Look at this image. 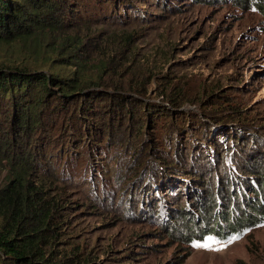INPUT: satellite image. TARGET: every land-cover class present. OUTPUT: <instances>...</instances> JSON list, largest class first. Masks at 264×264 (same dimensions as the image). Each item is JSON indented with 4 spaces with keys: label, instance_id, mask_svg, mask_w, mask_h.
<instances>
[{
    "label": "rangeland",
    "instance_id": "rangeland-1",
    "mask_svg": "<svg viewBox=\"0 0 264 264\" xmlns=\"http://www.w3.org/2000/svg\"><path fill=\"white\" fill-rule=\"evenodd\" d=\"M123 2L129 4L131 12L122 13L118 24L112 20L101 25L70 21L73 25L63 26L50 35L32 30L25 40L0 42V66H25L46 75L70 74L80 69L93 77L94 64L108 43L105 54L108 53L111 64L104 80L112 85L108 89L93 86L92 90L111 96L115 92L135 96L148 104V110H163L166 121L160 124L171 123L179 115L186 121L180 151L175 146L180 127L171 125L168 139L173 143L166 154L169 158H165V154L149 146L153 139L147 128L153 129L146 117L138 113L141 105L130 100L125 106H130L131 118L126 119V113L120 126L114 124L109 128L106 114H101L104 141L110 140L111 146L97 161L82 157L75 170L66 169L59 179L50 176L53 164L46 170L47 177L59 181L54 186L61 191V204L66 205L62 211L66 221L61 228L60 255L74 261L79 260L74 256L79 252L84 258L79 264H264V219L232 236L210 233L188 239L190 228L199 229L208 221L205 219L212 202L218 211L225 212L227 200L235 197L237 212H241L246 207L244 193L261 187L262 3ZM62 15L65 19L59 21L63 23L68 18L67 11ZM69 37L81 39L85 43L83 50L77 48L79 44L69 45L58 55L54 49L66 43L67 38L73 42ZM81 58L85 70L75 65L54 68ZM136 84L141 87L134 89ZM56 87L52 86L58 90ZM87 91L91 90L83 92ZM137 117L146 124L139 134L127 128L129 121L132 126L140 121ZM74 124H66L69 132ZM160 124L155 125L157 131L165 136L167 127L163 124L162 129ZM134 126L140 129L142 123ZM215 141L219 142L218 147L211 144ZM87 144L83 142L79 149L86 150ZM38 161L41 173L49 161ZM53 162L56 166L57 162ZM105 162L111 168L108 177L100 173ZM6 168L0 167V187L11 176ZM245 177L247 181L243 180ZM245 183L250 187H245Z\"/></svg>",
    "mask_w": 264,
    "mask_h": 264
},
{
    "label": "trees",
    "instance_id": "trees-1",
    "mask_svg": "<svg viewBox=\"0 0 264 264\" xmlns=\"http://www.w3.org/2000/svg\"><path fill=\"white\" fill-rule=\"evenodd\" d=\"M123 1L125 0H0V42L9 44L16 40H25L32 30L50 35L63 26L80 21L84 25H101L110 20L118 24L124 13L131 12V8L127 6L129 4ZM258 2L262 3L260 7L264 13V1ZM64 10L67 11L68 18L62 23L59 19H65L62 15ZM70 21L73 24H69ZM76 44H79L77 48L82 51L85 43L76 38H73V42L67 38L66 43L54 50L60 55L67 50V46L74 47ZM107 47L108 43L94 64L95 79L92 74L75 68L70 74L46 75L42 71L25 69V66H0V167L5 165L10 172L8 175H11L0 187V264L83 262L84 258L79 256V252L74 254L79 260L74 261L67 255H60L62 252L58 248L63 233L61 228L66 221L62 211L66 205L61 204V191L54 186L58 180L47 177L46 170L53 164L50 176L59 179V174L66 172V169L75 170V165L82 157L87 156L97 161L99 155L104 154V150L108 151L111 144L110 140L109 143L104 141L105 133L99 122L101 114H106L109 128L114 124L120 126L125 114L127 113L126 119H130L132 114L130 106L125 104L136 100L141 105L138 113L146 117L149 128L153 129L150 131L147 128L153 139L149 146L169 158L166 154L172 147L170 143H173L168 139L169 130L174 124L180 127L175 140V146L177 144L180 151L181 132L186 123L183 117L179 115L171 123L160 124L164 119L166 121L163 110L154 107L148 110V104L135 96L127 97L116 92L111 96L108 92L92 90L93 86L108 89L112 85L107 79L104 80V73H107L106 70L108 71L111 64L108 53L105 54ZM83 63L82 58L75 59L63 65H54V68L75 65L85 70L86 65ZM52 86H57L58 90H54ZM139 87L141 86L136 84L134 89ZM86 89L92 93L87 91L85 94L83 91ZM77 101H80V107H77ZM136 119L140 121L133 123V126L129 121L127 128L139 134L141 127H146V124L141 122L142 118ZM69 122L75 123L70 132L66 127ZM139 123H142L140 129H134V125ZM157 124L162 129L165 124V136L157 131ZM69 137L71 140L68 142ZM83 142H88L84 151L79 149ZM217 143L219 142H211L215 147H218ZM126 147L129 148V145ZM137 157H140L138 152ZM38 159L42 164L49 161L48 167L41 173ZM54 160L57 162L56 166ZM104 165L100 168V173L108 177L111 168L106 162ZM259 178L262 179L258 185L261 187L251 188L248 193H244L246 207L243 211L237 212L235 197L227 200L225 212L218 211L215 202H212L205 219L209 222H203L201 228L196 230L190 228L188 239L192 241L193 238L204 237L210 233L220 237H226V233L232 236L241 228L260 224L264 219V173ZM247 179L245 177L243 180ZM245 187L250 186L245 183ZM185 227L189 229L188 225Z\"/></svg>",
    "mask_w": 264,
    "mask_h": 264
}]
</instances>
